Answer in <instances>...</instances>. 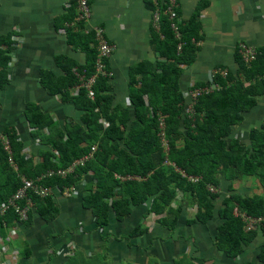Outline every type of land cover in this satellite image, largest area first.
Returning <instances> with one entry per match:
<instances>
[{"label":"trees","instance_id":"1","mask_svg":"<svg viewBox=\"0 0 264 264\" xmlns=\"http://www.w3.org/2000/svg\"><path fill=\"white\" fill-rule=\"evenodd\" d=\"M167 4L168 0L159 6L156 24L160 36L153 34L151 38L157 55L155 61H142L129 70V107L113 105L108 58L103 59L106 75H96L98 51L94 32L84 33L82 24L70 27L75 17L74 3L71 5L63 17L64 25L69 27L67 40L85 54V63L80 65L59 56L55 60L64 77L56 78L46 71L41 73L40 81L51 95L65 93L67 97L69 88L96 75L91 86L94 96L88 97L87 90L81 87L76 96L69 97L82 115L79 123L70 121L63 128L38 106L26 105L24 114L29 127L36 131L40 144L48 148L41 161L34 163L22 153L16 132L4 131L5 139L0 140V206L20 189L22 178L62 191L76 187L85 176L91 175L83 206L91 211L97 228L104 229L109 224L111 212L123 220L131 214L132 207L150 201L147 214L160 216L158 223L172 230L182 210L180 206L173 208L172 203L180 193L197 208L195 217L187 224H206L214 217L222 220L214 238L215 246L234 258L259 233L264 235L263 196L233 190L235 182L254 178L264 193V118L261 126L250 129L246 138L233 134L234 128L243 122L244 114L264 94V51L257 50L249 65L238 54L236 73L227 71L223 77L218 72L212 80L196 83L189 89L216 84L218 90L187 102L180 78L199 50V12L182 23L177 21V10L173 9L176 18L170 19ZM173 23L176 31L171 27ZM12 49L11 34L0 36V90L9 84L7 70ZM72 70H76L79 79ZM42 130L48 133L42 135ZM5 142L10 153L4 149ZM58 171L66 173L62 176ZM48 172L53 175L47 177ZM190 177L197 181L189 180ZM222 180L228 184L224 196H221ZM29 198L32 208L44 220L49 222L58 214L51 194L41 198L30 192ZM235 210L262 219L259 227L246 231L245 222L234 214ZM12 211L0 217V230L3 224L17 220ZM145 231L138 226L131 236ZM245 264H264V245L257 261Z\"/></svg>","mask_w":264,"mask_h":264},{"label":"crops","instance_id":"2","mask_svg":"<svg viewBox=\"0 0 264 264\" xmlns=\"http://www.w3.org/2000/svg\"><path fill=\"white\" fill-rule=\"evenodd\" d=\"M165 1L91 0L89 20L77 22L75 0H0V36L11 34L13 43L7 70L9 84L0 90V140L5 139V130H14L22 143V153L37 163L48 147L40 144L36 131L29 127L24 114L26 105L38 106L60 128L70 121L80 122L82 112L69 100L77 95L78 86L69 88L65 97V93L51 95L40 81L41 73L46 71L56 78L64 77L55 60L59 56L80 65L85 63V54L68 43L69 27L63 23L73 3L75 17L70 27L82 24L84 33L100 27L113 45L106 60L110 94L113 105L129 107V70L142 61H155L151 38L153 34L160 36V32L152 14ZM173 9L179 16L177 21L182 23L199 12V50L180 78L187 102L189 89L206 82L214 71L223 68L236 73L239 43L264 51V0H176ZM75 71L72 73L79 79ZM263 118L264 94L244 114L243 122L234 128V136L246 138L250 129L261 126ZM12 167L16 169L15 165ZM243 180L233 184L239 194L247 189L240 186ZM91 181V175H87L74 188L52 189L58 214L49 222L31 208L27 221L17 218L11 224H3L0 264H245L256 262L264 245V235L259 233L241 254L228 257L214 242L222 220L214 217L206 224H187L197 208L180 193L172 203L173 208L182 209L172 230L158 223L160 216L147 214L150 201L132 207L131 214L123 220L111 212L109 224L99 229L91 211L83 206L86 186ZM221 183V196L227 195L228 184L223 180ZM253 188L261 192L258 182ZM138 226L146 231L131 236Z\"/></svg>","mask_w":264,"mask_h":264},{"label":"built area","instance_id":"3","mask_svg":"<svg viewBox=\"0 0 264 264\" xmlns=\"http://www.w3.org/2000/svg\"><path fill=\"white\" fill-rule=\"evenodd\" d=\"M77 5V17L75 21L77 22H84L88 21L90 18V1L91 0H75ZM169 5L166 9V13L169 15L170 19H175L176 14L173 11V8L176 4V0H168ZM159 12L155 11L152 14L154 25L157 26ZM171 27L176 31L175 23L171 25ZM93 32L95 34V40L97 42V51H98V59L96 62V75L102 74L106 75L104 71V63L103 59H106L109 57L110 53L113 50V45H111L105 38L104 30L100 27H94ZM178 32L176 34V37H178ZM238 54L241 57L244 64L249 65L252 61L255 60L257 55V49L245 44V43H239L238 45ZM222 75L223 77L226 76L227 71L225 70H217L212 73L209 79L212 80L213 76L218 73ZM96 75H93L89 80L83 81L81 85L78 86V88H85L88 92V97L93 98V92L91 90V86L94 83V80L96 78ZM214 90H218V87L216 84H211L208 86H204L201 88H196L188 92L189 100L194 101L197 97H199L202 94H208ZM190 107L186 109V111H189ZM94 148H92L93 150ZM5 150H7L10 153L8 143L5 142ZM9 163L13 165L11 158H9ZM65 171H58V175H65ZM47 177H50L53 175V172H48ZM40 178L37 179V181ZM189 180L191 181H197V178L190 177ZM22 186L19 190L14 193L5 204L0 206V214L3 215L8 210H13L16 214L19 221H27L28 219V212L32 208L33 204L29 198V193H33L35 196L38 197H46L51 194V189L47 187H42L38 185L36 182L32 180H28L25 178L21 179ZM209 190L211 192H216L214 188L209 187ZM234 214L236 216L242 217L243 221L245 222V230L251 231L256 230L259 227L260 222L262 219H255L251 218L246 215L239 214L236 210L234 211Z\"/></svg>","mask_w":264,"mask_h":264},{"label":"rangeland","instance_id":"4","mask_svg":"<svg viewBox=\"0 0 264 264\" xmlns=\"http://www.w3.org/2000/svg\"><path fill=\"white\" fill-rule=\"evenodd\" d=\"M185 111H186V109H185ZM256 183H257V181L254 179V178H245L241 183H240V186H243V187H245V188H249V189H251V190H248V191H246L247 189H244L245 191H240L241 192V194H245V195H248V196H253V195H261V196H263V198H264V193H258L257 191H256V188H253L255 185H256ZM260 189V188H259ZM72 264H77V263H72Z\"/></svg>","mask_w":264,"mask_h":264}]
</instances>
